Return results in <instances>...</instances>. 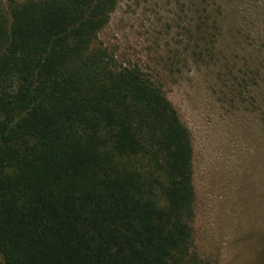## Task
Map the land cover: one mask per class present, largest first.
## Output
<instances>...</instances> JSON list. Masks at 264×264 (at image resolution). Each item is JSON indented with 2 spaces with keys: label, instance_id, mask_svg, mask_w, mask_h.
Returning a JSON list of instances; mask_svg holds the SVG:
<instances>
[{
  "label": "trees",
  "instance_id": "obj_1",
  "mask_svg": "<svg viewBox=\"0 0 264 264\" xmlns=\"http://www.w3.org/2000/svg\"><path fill=\"white\" fill-rule=\"evenodd\" d=\"M118 0H0V264H213L189 129L99 43Z\"/></svg>",
  "mask_w": 264,
  "mask_h": 264
},
{
  "label": "rangeland",
  "instance_id": "obj_2",
  "mask_svg": "<svg viewBox=\"0 0 264 264\" xmlns=\"http://www.w3.org/2000/svg\"><path fill=\"white\" fill-rule=\"evenodd\" d=\"M26 1L1 0L6 13ZM98 43L151 76L191 132L195 250L264 264V0H118Z\"/></svg>",
  "mask_w": 264,
  "mask_h": 264
}]
</instances>
